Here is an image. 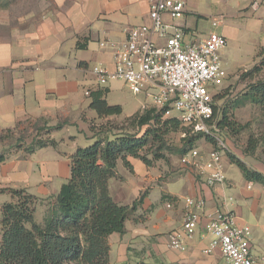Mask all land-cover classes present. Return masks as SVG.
I'll use <instances>...</instances> for the list:
<instances>
[{
	"label": "crops",
	"instance_id": "1",
	"mask_svg": "<svg viewBox=\"0 0 264 264\" xmlns=\"http://www.w3.org/2000/svg\"><path fill=\"white\" fill-rule=\"evenodd\" d=\"M151 1L0 0V142L3 133H11L30 121L68 125L82 120L88 127L86 140L94 139L89 125L92 119L99 117L96 112L91 114L93 109L88 107L90 99L85 91L98 87L92 83L91 78L94 77L89 68L92 62L112 67L110 48L99 43L119 44L127 27L147 23ZM215 1H219L223 14L242 19L243 28L249 29L248 20L257 27L263 25L264 0ZM188 12L186 2L185 13ZM186 17L177 23L191 30ZM220 23L215 26L217 32L231 37L233 33L228 32L230 23ZM110 83L106 86L105 98L111 92ZM134 96L132 113L122 117L123 108L119 104L122 112L109 117L125 118L141 112L146 99L140 94ZM83 112H86L84 117ZM49 147L26 153V156L6 154V159L0 162V209L4 202L13 200L6 190L8 188H24L36 197L47 194L51 175L48 171L44 173V165L49 161L58 164V172L51 173L61 180L55 189L57 194L60 185L69 177V156L73 152L61 153L56 146L52 148L57 149L58 155L54 153L52 157V153L40 161H33L39 151ZM2 150L0 143V152ZM128 159L133 171L130 172L121 161L117 162L121 178L109 179L110 195L117 203L127 205H131L140 193L145 195L126 218L125 231L107 236V264H134L139 261L225 264L218 249L211 254L201 253L208 237L200 229L192 238L185 240L183 250L168 246V233L181 225L185 196L203 197L208 212L232 209L237 221L251 228V250L256 255H264V187L247 181L234 164L225 162L226 180L223 183L208 186L184 168L180 173L169 170L164 179L162 173L168 169L166 166L160 167L155 163L147 166L138 158ZM34 164L42 170L41 175L35 174ZM255 168L264 173L261 168ZM34 186L38 187L36 193L30 192ZM242 206H247L250 213L242 214Z\"/></svg>",
	"mask_w": 264,
	"mask_h": 264
},
{
	"label": "trees",
	"instance_id": "2",
	"mask_svg": "<svg viewBox=\"0 0 264 264\" xmlns=\"http://www.w3.org/2000/svg\"><path fill=\"white\" fill-rule=\"evenodd\" d=\"M264 64V60L262 62ZM107 88L90 90L88 107L93 109L99 118L119 115L122 108L119 104L106 101ZM222 94L213 96V124L215 133L236 134L241 125L232 115V110L246 102L257 105L264 114V77L251 82L246 90L231 100V104L221 105L216 102ZM130 124L140 130L119 132L106 137H97L86 146H77L70 154L69 177L63 182L55 195V204L45 212L42 222L34 218L37 197L24 188H8L12 201L4 202L0 209V264H107L109 244L107 236L113 232L125 231V220L142 202L145 195L140 193L131 205L119 204L110 195L108 181L121 178L117 172V162L133 171L129 157L140 159L151 166L154 161L164 159L165 155L158 150H151V157L143 153L146 147L158 142L161 147L164 135L169 131L186 132L181 146L177 149L181 156L192 147L195 139L201 134H188L187 128L175 117H165L163 110L153 106L126 117ZM64 123L48 125V130H59ZM94 125L90 122V130ZM94 133V132H93ZM258 141L249 140L244 152H254ZM54 139L35 140V146L26 151L32 153L37 149L56 147ZM6 153L0 152V162L6 159ZM228 160L234 164L247 181L256 182L264 187V173L248 165L241 158L228 152ZM134 264H159L139 261Z\"/></svg>",
	"mask_w": 264,
	"mask_h": 264
},
{
	"label": "built area",
	"instance_id": "3",
	"mask_svg": "<svg viewBox=\"0 0 264 264\" xmlns=\"http://www.w3.org/2000/svg\"><path fill=\"white\" fill-rule=\"evenodd\" d=\"M185 11V0H152L147 23L127 27L119 44L99 43L110 48L112 67L97 62L91 73L98 88L120 80L133 94L149 101L142 105L143 109L148 104L161 109L165 117L178 119L188 134H201L200 139L208 146L193 145L179 157V162L198 181L213 186L226 180L227 146L215 133L212 118L213 96L227 77L221 49L227 46L228 39L217 31L196 39L190 29L176 22ZM220 22L214 19L212 24ZM89 92L87 89L85 94ZM183 201L181 225L168 233L170 248L183 250L185 240L200 229L208 237L201 253L211 254L218 249L225 264L264 263V255L251 250L249 225L239 223L232 209L208 212L203 197L185 196Z\"/></svg>",
	"mask_w": 264,
	"mask_h": 264
},
{
	"label": "rangeland",
	"instance_id": "4",
	"mask_svg": "<svg viewBox=\"0 0 264 264\" xmlns=\"http://www.w3.org/2000/svg\"><path fill=\"white\" fill-rule=\"evenodd\" d=\"M186 2L189 12L185 13L177 20L183 19L186 15L188 25H190L191 31L196 39H201L211 30H218L217 27H215L217 25L212 24L214 19H220L223 25L230 23L228 32L233 33V35L231 37L229 36L230 38H227V46L221 49L223 59L226 61V63H223V68L227 73V77L223 81L221 87L215 91V94L220 92L223 95L222 98L216 102V104L221 105L228 103L230 105L231 100L244 92L251 82L264 77V64H262L264 60V22L261 27H257L250 23L251 20H248L249 29H246L243 28L244 21L242 19H236L223 14L224 11L220 10L221 6L219 1L186 0ZM93 63L94 62L91 63L89 70L94 65ZM91 80H93L92 83L96 87L94 78H91ZM110 82L111 92L106 97L107 102L109 104H120L123 108V112L121 114L122 117L129 115L133 111L132 104L136 100V96H134L135 94H133L120 80H111ZM108 84L102 88L108 86ZM146 102L149 101L146 100ZM147 107H150V105L148 104L145 108ZM141 110H143V108ZM91 112V114L95 115V111L92 110ZM85 114L86 112H83L82 116L84 117ZM232 115L233 119L241 125V129L236 134L234 133L231 135L224 131L217 132L218 137H220L227 146L224 156L225 162L229 161L227 157L229 152L244 160L248 165H252L251 167H259L264 170L263 111L257 105L246 102L245 104L233 109ZM122 117L108 116L92 119V123L94 124L92 125L94 127V133L92 131L91 132L94 135L98 134L97 137L109 136L110 132L111 134L119 132H135L137 134L143 133L146 126L138 130L134 128L129 121H127L126 117ZM81 121L76 124L63 125V127L59 130H48V125L45 121H30L13 129L11 133H3L0 143L6 154L16 153L21 156H26V153H28L26 150L30 146H33V144L35 146V140L48 141L49 139H54L57 142L56 146L59 148L61 153H70L74 151L75 147L89 145L94 140H86L85 133L88 132L87 123ZM181 134L182 132L180 130L169 131L164 135V142L161 147H158V142H153L143 150V153L148 157H151V150L153 149L158 150L165 155L166 160L159 159L154 161V163L159 164L160 167L166 166L168 168L162 173V178L164 179L167 178L169 170H174L178 173L183 172V167L179 162L180 155L177 152V149L182 143ZM73 135L77 137L75 138ZM251 139L257 140L258 143L254 152L249 154L244 152V150L245 148H248L249 140ZM193 144L208 146L200 138L195 139ZM52 153V157H54V153L58 155L57 149L49 147L39 151V153L33 157V161H40L42 157L46 158ZM44 161L47 162L46 160ZM225 165L226 163H224V169ZM34 167L35 174L41 175L42 170H39L38 165L34 164ZM39 167L41 168L40 164ZM44 169L45 174L47 171L49 172L51 179L48 185L49 192L42 196H37L35 202L34 218L37 223L42 222L45 212L50 210V208H52L55 204V189L59 186L61 181L53 176L58 172L57 162H47V165H44ZM51 173L54 174L52 175ZM37 188L38 187L34 186L30 192L36 193L38 191ZM249 213L248 207L242 206V214Z\"/></svg>",
	"mask_w": 264,
	"mask_h": 264
}]
</instances>
